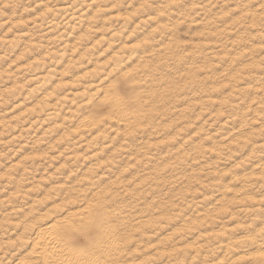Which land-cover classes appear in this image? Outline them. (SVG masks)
Masks as SVG:
<instances>
[{"label":"rangeland","instance_id":"1","mask_svg":"<svg viewBox=\"0 0 264 264\" xmlns=\"http://www.w3.org/2000/svg\"><path fill=\"white\" fill-rule=\"evenodd\" d=\"M92 220L96 264H264V0H0V264Z\"/></svg>","mask_w":264,"mask_h":264},{"label":"bare ground","instance_id":"2","mask_svg":"<svg viewBox=\"0 0 264 264\" xmlns=\"http://www.w3.org/2000/svg\"><path fill=\"white\" fill-rule=\"evenodd\" d=\"M134 81V80H133ZM132 81V82H133ZM98 90V89H97ZM132 91V90H131ZM116 92V91H115ZM97 93V92H96ZM99 93V92H98ZM114 93V92H113ZM112 97V96H111ZM110 97V98H111ZM119 98V99H118ZM114 97L113 96V98L112 99H109L108 100V98H107V100L108 101H110L111 103L110 104H112L113 103V105L115 106V107H118L119 106V104H120V102H121V100H120V97ZM92 99V98H91ZM107 101V102H108ZM105 102V101H104ZM133 102V101H132ZM145 103V102H144ZM122 104V103H121ZM120 104V105H121ZM137 104H139V103H137ZM142 104V103H141ZM128 105V104H127ZM129 106V105H128ZM121 107H122V105H121ZM120 107V108H121ZM130 107V106H129ZM151 107V106H150ZM141 108V107H140ZM144 108V107H143ZM117 109H119V108H116V111H117ZM122 109V108H121ZM134 109V108H133ZM138 109V108H137ZM125 110V109H124ZM115 111V112H116ZM130 111V110H129ZM125 112H126V110H125ZM128 112V111H127ZM133 112V111H132ZM131 112V113H132ZM117 113H119L120 114V111L118 110V112ZM122 113V112H121ZM124 113V112H123ZM121 115V114H120ZM126 115V114H125ZM136 116V115H135ZM114 117V116H113ZM116 117V116H115ZM120 118V117H119ZM129 118V117H128ZM144 118V117H143ZM125 119H126V117H125ZM131 119V118H130ZM117 120V119H116ZM121 120V119H120ZM135 120V119H134ZM137 120V119H136ZM133 122V121H132ZM141 122V121H140ZM133 128V127H132ZM137 128V127H136ZM90 207V206H89ZM99 209V208H98ZM94 210V209H93ZM100 210V209H99ZM104 210V209H103ZM95 211H97V210H95ZM94 211V212H95ZM102 211V210H101ZM101 211H100V213H101ZM84 213V212H83ZM111 213H113V212H111ZM79 214V213H78ZM92 214V213H91ZM73 216V215H72ZM93 217H94V215H92ZM92 216H90V218H92ZM84 217V216H83ZM103 217V216H102ZM101 216H100V218H102ZM104 217H106V216H104ZM110 217V216H109ZM74 218V217H73ZM80 218V217H79ZM85 218V217H84ZM83 218V219H84ZM99 218V217H98ZM99 218V219H100ZM88 219H89V217H88ZM93 219V218H92ZM103 219V218H102ZM72 220V219H71ZM85 220H86V218H85ZM91 220V219H90ZM103 220H106L105 218L103 219ZM103 220H101V221H98V222H96L95 220V223L93 222V220H92V222L91 223H94V225H93V227L95 228V232H94V234L96 233V237L97 238H95L94 239V237L93 238H91L90 236H88V234L85 236L86 238H87V240H89L88 242H89V245L92 247L91 249H88V250H86V249H74V247H72L71 245V247L67 244L68 243V239L66 238V237H63V235L61 234V236L59 235L60 233H58V232H56L57 231V225L56 224H54V222H53V226L51 225H48V226H50V228H49V230L47 231L49 234H50V232H51V234L54 232L55 234H57L58 236H57V238L54 240V242L52 241V240H49V243L48 244H45L44 245V247L41 245V247H43L42 249H41V251H40V254L42 255L41 257L42 258H44L45 260H51V259H54V258H56V259H59L58 261H62L63 260V263L62 262H60V264H96L97 263V260H96V258H95V256L96 257H98L97 255H99V252H100V247H101V243L103 242L102 240H104L105 238H106V232H105V223L103 222ZM88 221V220H87ZM58 222V221H57ZM70 220L68 221V223H65V224H70ZM78 222H84V220H82V218H81V221H79L78 220ZM59 223V222H58ZM62 223H63V221H62ZM75 224H76V220H75V222H74ZM107 223V222H106ZM64 224V225H65ZM73 224V223H72ZM71 224V225H72ZM85 224H88V222H84V225H81V227L80 228H82V226L84 227H86V225ZM54 225H56V226H54ZM70 225V226H71ZM89 226H91L90 224H88ZM111 225V224H110ZM60 226V225H59ZM58 226V227H59ZM62 226V225H61ZM68 226V225H67ZM74 226V225H73ZM79 225L77 224V226L75 225L74 227H78ZM107 226V225H106ZM72 227V226H71ZM73 227V230L74 231H76L77 233L78 232H81V231H83L84 230V228L83 229H80V228H78L77 230L75 229ZM47 228V227H46ZM62 229V228H61ZM60 229V230H61ZM85 229H89L88 228V226L85 228ZM109 229V228H108ZM111 229V228H110ZM114 229V228H113ZM112 229V230H113ZM107 230V229H106ZM40 231V230H39ZM59 231V230H58ZM63 231H65V230H63ZM46 231H43V235H44V233H45ZM90 232H92V231H90ZM108 232V231H107ZM112 232V231H111ZM39 233V232H38ZM63 233V232H62ZM73 233H75V232H73ZM114 233V232H113ZM116 233V232H115ZM55 234H54V236H55ZM117 234V233H116ZM45 235H46V233H45ZM48 235V234H47ZM53 235V234H52ZM112 235V234H111ZM49 236V235H48ZM113 236V235H112ZM116 236V235H115ZM37 237V236H36ZM39 237H41V236H39ZM44 237V236H43ZM45 237H47V236H45ZM52 237V236H51ZM108 237V236H107ZM110 237V236H109ZM53 238H55V237H53ZM36 239V238H35ZM42 239V238H41ZM44 240L45 239H47V238H43ZM43 239H42V241H43ZM48 239H51L50 237H48ZM37 240H38V237H37ZM41 241V240H40ZM106 241V240H105ZM104 241V242H105ZM112 241V240H111ZM47 242V241H46ZM36 243H38L37 241H36ZM41 243V242H40ZM43 243H45L44 241H43ZM42 243V244H43ZM36 245V244H35ZM38 245V244H37ZM40 245V244H39ZM111 246H113V245H111ZM35 247H37V246H35ZM40 247V248H41ZM105 247V246H104ZM107 247H108V245H107ZM35 249H39V248H35ZM108 250V249H107ZM114 250V249H113ZM33 252H35V251H33ZM101 252H102V250H101ZM109 252V251H108ZM115 252H117V251H115L114 250V253ZM119 252V251H118ZM37 253V252H36ZM35 253V254H36ZM39 254V255H40ZM39 255H37V258H38V256ZM103 255V254H102ZM32 256H34V255H32ZM105 256V255H104ZM26 258V257H25ZM25 258H24V262H25ZM41 258V259H42ZM105 258V257H104ZM109 258V257H108ZM107 257H106V259H108ZM27 260V259H26ZM39 260H40V258H39ZM33 261V260H32ZM53 261V260H52ZM52 261H51V263H52ZM55 261V260H54ZM53 261V262H54ZM113 261V260H112ZM21 262V261H20ZM99 262V261H98ZM22 263V262H21ZM26 263H27V261H26ZM30 263V262H29ZM34 263H35V260H34ZM55 263V262H54ZM59 263V262H58ZM57 262H56V264H58ZM32 264H33V262H32ZM53 264V263H52ZM99 264V263H98ZM102 264V263H101Z\"/></svg>","mask_w":264,"mask_h":264}]
</instances>
